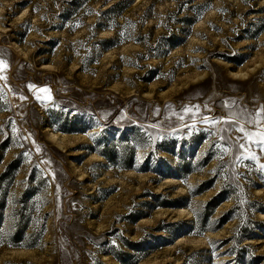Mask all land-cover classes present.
Instances as JSON below:
<instances>
[{
    "label": "rangeland",
    "instance_id": "374dc122",
    "mask_svg": "<svg viewBox=\"0 0 264 264\" xmlns=\"http://www.w3.org/2000/svg\"><path fill=\"white\" fill-rule=\"evenodd\" d=\"M261 6L0 0V264H264Z\"/></svg>",
    "mask_w": 264,
    "mask_h": 264
},
{
    "label": "bare ground",
    "instance_id": "6f19581e",
    "mask_svg": "<svg viewBox=\"0 0 264 264\" xmlns=\"http://www.w3.org/2000/svg\"><path fill=\"white\" fill-rule=\"evenodd\" d=\"M258 9L261 11V10H264V6H261V7H258ZM212 53H216V54H221V53H223L222 51H217L216 49H214V50H212L211 51ZM225 55V54H224ZM225 57H230V56H227V55H225ZM243 58H238L237 56H233V58H232V60H234V61H240V60H242ZM232 75H234V76H239V74L238 73H235V72H232ZM217 81L221 84V85H223V86H225V80H224V76H219V77H217ZM242 85H245V83H243ZM236 88V87H235ZM257 114H259V115H261V116H264V114L262 113V112H259V113H257ZM53 138L57 141V143L58 144H62V142H63V140H65L64 138L66 137V135L64 134V133H62V132H57V133H53Z\"/></svg>",
    "mask_w": 264,
    "mask_h": 264
},
{
    "label": "snow or ice",
    "instance_id": "6c2138e0",
    "mask_svg": "<svg viewBox=\"0 0 264 264\" xmlns=\"http://www.w3.org/2000/svg\"><path fill=\"white\" fill-rule=\"evenodd\" d=\"M6 68H7V65L3 61H0V72H2ZM4 78L6 79V77H4ZM40 91L45 92V93H48L49 90L48 89H40ZM48 98H50V95H49ZM261 112H264V108L261 109ZM250 122H254V121H250ZM239 130L241 132H244L246 137H249L250 138V134L247 133V132H245V129L243 127H241ZM252 135H258L259 136V140L257 141V143L262 148H264V131L259 132V133H255V134H252ZM240 146L241 147H244L243 144H241ZM261 167L264 168V165H262Z\"/></svg>",
    "mask_w": 264,
    "mask_h": 264
}]
</instances>
